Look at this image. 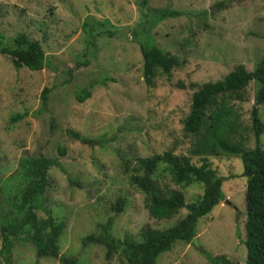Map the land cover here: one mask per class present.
<instances>
[{"label": "rangeland", "instance_id": "rangeland-1", "mask_svg": "<svg viewBox=\"0 0 264 264\" xmlns=\"http://www.w3.org/2000/svg\"><path fill=\"white\" fill-rule=\"evenodd\" d=\"M218 1L225 0H147L145 5L142 0H0V43L11 45L23 33L42 45L47 60L46 67L31 72L14 69L0 54V191L6 193H0V210H10L7 199L21 188L20 160L45 155L55 157L62 169L48 171L52 185L42 207L66 222L58 259H38L34 246L20 243L13 248L11 264H63L60 258L72 256L79 264H127L120 255L107 261L103 247L83 248L82 239L110 216L112 235L119 239L125 234L139 239L143 226L174 223L177 218L159 223L150 218L144 195L128 183L131 164L127 170L124 161L165 150L188 155L190 141L182 120L196 90L189 85L220 80L238 65L252 72L264 56V0H233L216 9ZM164 9L179 14L158 18L157 11ZM134 32L137 40L147 37L180 60L169 80L161 75L152 87L144 84ZM90 84V97L79 102L77 93ZM44 87L49 89L46 110L41 109ZM246 92V102L233 103L240 114V133L246 148L264 149V132L257 143L249 117L255 82ZM259 117L264 123V104ZM67 131L85 137L111 133L113 140L107 151L91 155ZM57 147L66 148V154L59 156ZM209 161L223 179L224 200L199 220L200 231L191 243L177 244L157 264H208L205 253L245 264L242 162L226 155ZM190 187L194 193L202 191L200 185ZM119 198L125 206L114 214L110 207ZM36 214L46 217L41 209ZM0 264H5L2 258Z\"/></svg>", "mask_w": 264, "mask_h": 264}, {"label": "trees", "instance_id": "trees-1", "mask_svg": "<svg viewBox=\"0 0 264 264\" xmlns=\"http://www.w3.org/2000/svg\"><path fill=\"white\" fill-rule=\"evenodd\" d=\"M232 1H218L213 7L224 9ZM146 2L142 0L141 5ZM178 14L164 9L157 11L156 15L163 19ZM90 33L92 35L93 32ZM107 33L113 36V33ZM134 37L137 40L136 32ZM137 45L143 60L142 77L147 87H152L155 79L161 75L169 80L171 71L181 64L177 57L164 52L147 37L139 38ZM0 54L9 59L14 69L26 68L38 72L47 65L42 45L23 33L16 35L11 45L0 43ZM251 81L257 85V92L249 117L254 137L259 143L260 135L264 132V123L259 117V107L264 104V56L252 72L238 65L220 80L189 85L196 90L190 99L189 112L182 120V130L190 141L188 155L165 150L147 157L137 155L129 157L130 161L123 160L125 169H130L127 165L131 164L128 183L144 195L143 205L150 218L158 223L177 218L174 223L164 228L143 226L139 239L128 234L119 239L112 235L114 218L110 216L105 222L98 223L93 233L82 239V247H103L107 261L114 255H120L127 264H157L158 258L170 252L177 244L191 243L200 231L199 220L209 215L224 200L223 179L211 169L209 158L226 155L241 160L242 177L246 178L243 193L244 240L241 241L246 250L245 264H264V149L259 145L253 149L245 147L240 133V114L233 105L234 102L247 101L246 88ZM90 89L91 84L81 89L76 99L84 102L91 95ZM48 92L47 87L41 91L43 110H46ZM26 115H14L9 123L13 124ZM67 132L72 140L82 144L91 155L107 151L113 140L111 133L85 137L75 131ZM57 152L59 156H64L66 148L57 147ZM192 159H197L200 164H194ZM52 167L62 169L55 157L40 155L20 160L21 188H17L16 193L8 197L10 210L7 213L0 210V258L5 264H11L13 248L20 243L34 246L38 259L59 258V239L66 228V222L58 221L49 209L42 207V198L52 185L48 176ZM193 185H200L202 191H190ZM0 193L6 194L5 191ZM186 198L191 202H186ZM124 206V199L119 198L110 208L114 214H120ZM39 209L46 213L45 218L37 216L36 211ZM205 257L208 264H236L235 260L224 255L205 253ZM60 260L63 264H79L74 256Z\"/></svg>", "mask_w": 264, "mask_h": 264}]
</instances>
